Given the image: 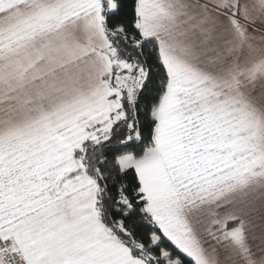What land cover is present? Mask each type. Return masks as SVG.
Masks as SVG:
<instances>
[{
    "label": "snow or ice",
    "instance_id": "snow-or-ice-1",
    "mask_svg": "<svg viewBox=\"0 0 264 264\" xmlns=\"http://www.w3.org/2000/svg\"><path fill=\"white\" fill-rule=\"evenodd\" d=\"M0 264H264V0H0Z\"/></svg>",
    "mask_w": 264,
    "mask_h": 264
}]
</instances>
